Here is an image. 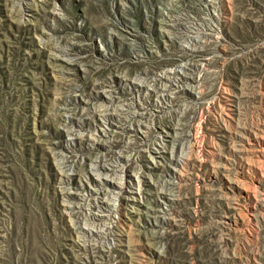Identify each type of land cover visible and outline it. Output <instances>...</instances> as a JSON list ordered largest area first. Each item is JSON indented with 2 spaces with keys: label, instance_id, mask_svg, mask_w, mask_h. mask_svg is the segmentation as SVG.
<instances>
[{
  "label": "rangeland",
  "instance_id": "1",
  "mask_svg": "<svg viewBox=\"0 0 264 264\" xmlns=\"http://www.w3.org/2000/svg\"><path fill=\"white\" fill-rule=\"evenodd\" d=\"M203 30L205 41L185 38ZM182 60L191 67L165 80L168 99L142 87ZM112 96L140 108L146 137L130 128L108 146L121 125L100 115ZM238 129L245 156L261 160L231 181L218 165ZM133 137L139 153L114 157ZM101 158L111 168L92 171ZM262 170L264 0H0V264H131V253L144 264H264V206L248 210L264 195ZM117 176L123 188L109 184ZM164 181L169 197L151 200ZM90 192L122 199L99 213L101 236L81 230ZM226 211L239 223L225 242L210 222Z\"/></svg>",
  "mask_w": 264,
  "mask_h": 264
},
{
  "label": "bare ground",
  "instance_id": "2",
  "mask_svg": "<svg viewBox=\"0 0 264 264\" xmlns=\"http://www.w3.org/2000/svg\"><path fill=\"white\" fill-rule=\"evenodd\" d=\"M208 6L214 7V4L212 2H208ZM207 36H208V32L203 30V31H195L194 33H190L188 36H185V38H193L194 40L205 41V39H207ZM196 51H198V49L196 47L195 48L192 47V49H189L186 52L194 53ZM183 60H185V59H183ZM183 60L178 65V68L177 67L172 68L168 74H164V75L160 74L159 77L157 76V77L153 78V82L148 81L149 82L148 84H141L142 87L147 89L148 93L150 95H153L155 93L156 94L159 93L157 95H161V97H163L164 99H168L170 96L168 97L169 92L168 93L166 92L168 87L167 88L164 87L165 80L167 78L168 79L169 78L170 79L181 78V76L186 73V71L189 69V67H191L190 62L183 61ZM110 103H111L110 106L100 109V111H101L100 115L104 118L105 122L110 123L112 121L114 122V120H119L121 122V125L118 124L120 126L119 127L120 129L117 128L118 130L117 129L114 130L115 132H113L112 134H110L111 132L109 130H107L105 128L103 129L104 133H106V134H107V132H110L109 134H107V139L105 141L108 143V146L110 148L117 145V143L119 142V135L120 134L129 136V134L131 133L130 128H133L132 136L134 135L133 134L134 131H136V133L142 132V133H144L143 135L145 136V132H147L146 130L148 129L149 126L145 124V121H144L143 117L141 116L140 108L138 110H136L137 108H134L132 106V102H130V101L122 103L121 100L118 99V96H112L110 99ZM132 108L135 110H133ZM120 114H124L126 117H123ZM127 121H129V125L126 124ZM235 137H236V140L234 141V144H233L234 146L232 147V152L229 155L225 156L227 158V160L221 162L220 165H218L219 167H221V169L224 171V174L227 175L231 181H235V180H238L241 177H243V175H245L246 171H249V169H252V166L254 165L255 161L260 162V160H261L258 157L259 154L254 156L256 158L252 159V162H251V159H248L245 156V153L248 151L249 146L245 142V140L243 139L244 136L242 134V129H240V130L238 129L235 132ZM141 138H143V137H141ZM139 139H137L136 137H133V139H130V138H127L126 140L123 139V142H122L121 146L118 148V150L115 152L114 157H116V158L124 157V156L126 157V155H127L126 153L131 151V150L133 151L134 154H138L140 151L141 145L143 144V143L140 144L141 140H139ZM127 158H128V156H127ZM171 159H172V162H177V163L179 162L180 164H183L185 162L184 159L181 160V158L179 156L176 158L172 157ZM60 164L62 165L61 169H62V173H63L62 175L64 177L62 182L67 183L68 179L66 177H68V174H69L68 171L70 170V167H71V164L69 162L67 155L62 156ZM110 164H111L110 161H107L105 158H101V159L97 160L95 163H92L90 166V169L92 171L93 170L97 171V173H98L100 171V169H106L108 167L111 168L109 166ZM257 166H260V165H257ZM259 169H261V168L259 167ZM262 173H263L262 175H264V170H262ZM125 181L126 180L122 179V177L117 176L116 180L112 179L111 183H109V184L111 186L117 185V187L123 188L125 186ZM62 192L64 195H66L68 197L72 193H75L66 187L63 188ZM171 192H172V188H170L169 185L167 184V182L164 181L160 184L159 189H157L156 192H154V194L151 195L150 199L154 200L157 197H165V198L167 197L168 198L169 197L168 195ZM89 195H91V196L85 197V195H84V197L81 198V199H83V202L81 201L82 202L81 207H83L85 214H86V215H84V219L87 221V225H83L81 230H82L83 235L90 236V235L96 234V236H101L104 234L106 227L103 226L105 224L104 220H102V218H98L99 213L101 211L119 209L122 205V199L119 198L118 196H116V197H118L116 199L115 197L114 198L109 197L106 194H103V195L96 194L95 195V194H92L91 192ZM76 202H77V200H74L72 203H69L70 208L75 209L74 204H76ZM228 204H230L231 207L235 208L236 210H241V209H239L240 207L237 205L235 206V204L232 205L230 202ZM260 205L264 206V195L263 196H261V195L255 196V200H253L252 204H251V209H248V210L253 215H256L257 214V212H256L257 207ZM73 209H72V211H73ZM161 212H163L162 209H161ZM156 216H159V215H157V213H156ZM175 217L176 216L174 215V217H172V218L175 219ZM98 219H99L100 224L96 225L95 223H98V222H95V221ZM210 223H211L210 224L211 229H213L215 231L217 229H220L222 231V236L219 239H221V241L226 242V240H228L230 238L229 236L232 234V232L238 228L239 219L238 218H234V219L230 218V216L227 214V211H226V214L219 215L216 219H214ZM95 244L96 243L90 242V243H88V246L90 245L91 247H95V246H92ZM246 256H247L246 258H249V259L254 258L256 260V255L254 256V255L247 253ZM129 257H130V260L132 261L131 262L129 260L131 264H144L142 262V260H140V258L137 255H134V253H131ZM255 262H257L256 264H261L259 262V260L255 261Z\"/></svg>",
  "mask_w": 264,
  "mask_h": 264
}]
</instances>
